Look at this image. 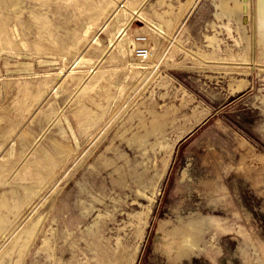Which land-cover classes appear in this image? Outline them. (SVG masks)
I'll return each instance as SVG.
<instances>
[{
    "label": "rangeland",
    "instance_id": "rangeland-1",
    "mask_svg": "<svg viewBox=\"0 0 264 264\" xmlns=\"http://www.w3.org/2000/svg\"><path fill=\"white\" fill-rule=\"evenodd\" d=\"M259 8L0 0V264H264Z\"/></svg>",
    "mask_w": 264,
    "mask_h": 264
},
{
    "label": "bare ground",
    "instance_id": "bare-ground-1",
    "mask_svg": "<svg viewBox=\"0 0 264 264\" xmlns=\"http://www.w3.org/2000/svg\"><path fill=\"white\" fill-rule=\"evenodd\" d=\"M259 1V9H260V12H259V14H260V18H261V20L264 22V0H258ZM191 229V228H190ZM191 230H193V229H191ZM191 230H189V229H186L184 232H183V239L185 240V239H188V241L186 240L184 243H186L187 244V248H191V244H192V239L194 238V233H196V232H192ZM198 233H196V235H197ZM191 236H193V237H191ZM197 239V238H196ZM194 240V239H193ZM193 246V245H192Z\"/></svg>",
    "mask_w": 264,
    "mask_h": 264
}]
</instances>
